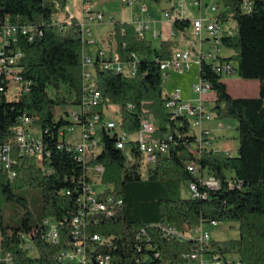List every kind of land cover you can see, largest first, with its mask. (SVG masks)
Instances as JSON below:
<instances>
[{"label": "trees", "instance_id": "obj_1", "mask_svg": "<svg viewBox=\"0 0 264 264\" xmlns=\"http://www.w3.org/2000/svg\"><path fill=\"white\" fill-rule=\"evenodd\" d=\"M221 1L226 9L218 12L220 21L229 17L235 21L233 32L222 33L223 45L233 51L225 59H237L235 70L241 78L260 81L258 96L235 97L213 62L204 60L199 64L200 77L211 82L217 94L218 117L238 121L237 155L212 149L209 144L203 147L199 158L194 157L189 145L196 144V136L191 132L189 120L183 116L179 123H170L185 135L148 165L144 163L138 140L130 135L137 134L141 128L145 108L153 111L159 126L157 136L168 129L164 123L169 120L166 108L169 95L164 94L160 59L170 58L178 41L163 39L156 49L152 41L137 31L135 23L113 22L106 46L110 54L117 51L123 62L131 60L133 52L137 53V70L134 73L119 71L107 65V56L91 54L95 60L90 68L101 91L100 102L93 109L101 114L100 141L99 151L97 148L89 151L87 161L83 162L66 148L68 143L61 138L64 126L71 122L64 116L57 118L55 113L59 106L80 105L82 101L83 55L90 45L83 41L79 21L57 19L58 13L67 12V0H0V28L6 22L18 26L17 38L11 47L21 52L15 65L23 80L29 82L27 90H17V98L9 101L6 96L9 81L0 75V144H12L13 169L17 171V176L11 177L10 171L0 165V246L4 256L11 254L14 264H78L61 262L57 255L70 247L71 212L78 208L83 182L93 180L87 175L86 166L102 165L101 183L106 188L100 195L121 197L123 203L112 216L104 213L90 216L85 231L109 239V243L97 248L113 256L110 264L179 263L182 253L193 250L197 242L164 239L152 224L169 222L189 232L199 226L202 219L239 223L238 238L221 244L212 240L210 244L217 245V251L225 258L227 253L238 254V260L232 264H264V0ZM217 7L219 9V5ZM169 10L175 11V8ZM24 26L31 27L29 32H22ZM190 26V18L176 16L173 20L174 31L183 32L185 38ZM64 86L72 97L64 93ZM113 104L119 106L121 131L117 130V125L113 130L103 125L106 111ZM24 113L37 116L32 128L36 125L41 128L45 150L50 153L47 160L50 171L32 157L19 154L12 127ZM124 131L129 136L122 148L118 140ZM192 160H196L203 175L206 171L217 176L222 181L221 187L204 188L206 197L184 196L185 182L200 181L186 168V163ZM231 180L236 183L234 187L229 184ZM18 187L42 189L39 218H32L28 200L15 192ZM10 201L24 205L21 215L11 214ZM65 216L69 220H65ZM47 217L63 221L59 224L60 238L56 243L41 236L47 229L44 224ZM142 229H146V234H141ZM23 233L31 235L37 255L30 254ZM149 238L160 252L159 258H147L154 251L147 245ZM0 264L6 263L0 261Z\"/></svg>", "mask_w": 264, "mask_h": 264}, {"label": "built area", "instance_id": "obj_2", "mask_svg": "<svg viewBox=\"0 0 264 264\" xmlns=\"http://www.w3.org/2000/svg\"><path fill=\"white\" fill-rule=\"evenodd\" d=\"M135 1L141 0H122L123 3L131 4ZM187 0H175V10L182 11L183 6ZM189 5L192 7H198L200 10L212 11L216 13L214 17H203L200 15L191 20V26L189 31V40L185 47L177 46L173 49L172 56L168 59H160L161 68L163 70H183L187 69L192 62L200 64L202 61H210L214 63V68L221 74H230L235 71V65L233 61L226 60L221 57L222 42V28L220 19L218 18L217 5L210 6L209 3L204 0H190ZM83 16L80 18L79 23L82 28L83 41L87 45L97 43L93 36V30L91 23L102 22L104 20V12L96 8V0H84L83 2ZM142 14L150 17L148 7L144 4L141 7ZM165 16L171 18V10L165 12ZM148 19L140 17L139 14L135 16L134 23L137 31L141 35H145L146 30H150L148 25ZM115 21V20H114ZM31 29L30 26L22 27V32L27 33ZM18 26L4 23L0 28V75L4 76L9 82L17 84L18 90H27L29 82L23 80L22 75L19 73V68L16 66V62L21 55L19 50L11 47L12 41L16 40L18 33ZM154 37L159 36L158 30L154 31ZM210 47L206 50L205 46ZM98 56L101 58H109L107 65L116 68L119 71H125L127 73H134L137 70V60L139 55L135 52L132 53V59L129 61H121L120 55L117 51H112L111 54L108 48H99ZM195 53V58L193 57ZM111 56V57H110ZM111 58V59H110ZM95 57L91 54L83 55V96L79 110L73 109L70 112L73 121L81 124L82 130L80 140L76 143H68L66 148L69 151H74L77 158L80 161H87V154L89 151L96 149L100 138L98 131L101 126V114L93 112V109L99 104L101 99V91L97 82L93 79V72L90 66L93 65ZM127 66L129 69H127ZM200 82L192 85L193 91L200 96L198 104H193L191 101L183 99L182 92L177 89L172 95H169L166 102V108L169 115V122L179 123L181 117L188 119V116L192 117L189 120L190 128H198V132L192 133L196 136V148L189 145V150L194 157L199 158L202 154L204 146L211 144L209 134L210 131L204 128L203 122L205 119H210L213 115L208 112L204 103V95L208 94L213 89L211 82L200 77ZM129 107H134L133 104H129ZM145 110V109H144ZM143 110V111H144ZM37 116L24 113L19 117L18 123L12 127L14 141L18 145V151L21 156L32 157L35 162L41 167L50 171L47 164L50 153L45 150V145L41 136H35L32 132V126L35 124ZM171 123L167 130L162 133V136H157L159 126L155 124V118L151 116H143L141 121V128L137 133V140L139 149L143 153L146 164L154 163L157 160L159 153L164 154L169 151L171 143L176 139H181L185 133L177 127H172ZM103 125L110 130H113L116 123L112 120H105ZM71 127V126H70ZM72 128V127H71ZM192 131V129H191ZM63 134V133H62ZM128 133L122 132L120 140H118V146L124 147L126 140L128 139ZM62 147L63 145L60 144ZM12 144L5 143L0 144V165L10 171L11 177L17 176V171L13 169L12 160ZM232 155L230 152H227ZM131 157V156H130ZM187 170L194 176L199 177L200 181L190 180L188 187L193 197H206L207 191L204 188L219 189L222 185V181L212 173L202 174L196 160H192L186 163ZM87 175H91L90 171L94 174H101L104 171L102 165H87ZM92 176V175H91ZM94 179L90 182L84 181L82 184V190L78 196V208L71 212V241L70 247L62 250L57 259L61 262H74L78 264H110L113 261V256L110 253L98 250V245L109 243L107 237L102 236L99 233H88L86 228L89 223V218L92 215L104 213L107 216H112L116 213L117 208L123 203L121 197L108 194L101 196L93 185ZM231 187L235 186V181L229 182ZM238 186L240 184H237ZM65 220H69L67 216ZM63 221H57L52 217L44 219V224L47 226L41 236L50 242H58L60 238L59 224ZM206 222L202 219L199 226L192 227L189 232L181 231L175 224L169 222L153 223V227L157 228L160 235L167 240H188L193 239L197 242V246L188 252H183L181 257L182 261L174 264H206V254H211L212 264H232L234 261L227 260L222 254H220L214 246H211V234L204 226ZM212 225H217V220L210 221ZM141 234H146V229L141 230ZM22 236L27 241L31 239L30 234L23 233ZM1 239V238H0ZM147 245L154 248L152 254H148L147 258H159L160 252L150 242ZM141 250L140 245H137ZM0 261H4L6 264H14L11 254L4 256L0 246Z\"/></svg>", "mask_w": 264, "mask_h": 264}, {"label": "rangeland", "instance_id": "obj_3", "mask_svg": "<svg viewBox=\"0 0 264 264\" xmlns=\"http://www.w3.org/2000/svg\"><path fill=\"white\" fill-rule=\"evenodd\" d=\"M175 0H142L135 1L131 4L123 3L122 0H96V8L104 12V20L101 23L93 22L91 23V28L94 33V37L96 38L97 43L92 44V52H95L102 47H105L109 41V37L113 31V22L115 20L119 21H129L135 15L139 14L141 19H148L146 14H142L140 6L146 5L151 14L148 20V25L150 26V30L145 31V37L147 40L152 41L154 43V47L159 49L161 41L169 37V31L171 30V22L165 16L166 10L174 7ZM204 2L212 5H219V11H224L226 9L224 1L219 0H204ZM188 5H184L183 15L186 18H194L199 14L200 9L198 7H191L190 9L187 7ZM135 8V11H134ZM217 12V13H218ZM174 16L178 15V12L174 11ZM231 14V13H230ZM203 17H214L216 13L209 11V13L203 12ZM230 16V15H229ZM222 33L224 31L233 32V27L235 26V21L229 17L227 20L220 21ZM159 30L162 31L163 34L161 36L154 37V31ZM96 33V34H95ZM181 47H185L181 45ZM206 50H209L210 47L208 45L205 46ZM224 46H222L223 48ZM222 50V49H221ZM195 53H193V57H195ZM235 67L238 65L237 59H232ZM127 69L129 67L127 66ZM200 65L192 62L187 69L183 70H163V90L164 94L172 95L177 89H180L185 97H183L186 101H191L193 104H198L200 101V96L193 91L192 85L200 82V74H199ZM240 78L238 71L235 70L230 74H224L222 80L229 84V91L231 94L234 93H243L245 91L250 92L253 88L249 87V85L241 84L238 80ZM64 93L72 97V94L69 92L67 86L63 87ZM17 84L11 83L9 90L6 93L7 99L9 101L16 99L17 93ZM182 95V96H183ZM216 92L215 90H210L208 94L209 98H204V103L208 112L212 113V117L210 119H205L203 122L204 128L210 131L209 138L211 144L210 148L215 150L226 149L225 151L233 152V155H237L238 147H239V138H238V121L232 117H223L219 118L217 110L215 109V98ZM204 97V96H203ZM212 97V98H211ZM214 97V98H213ZM73 109L79 110V105H73L71 103L64 104L55 109L56 117L60 118L64 116L67 120L71 122V124H66L64 126L63 134H61V138H63L67 143H76L80 140L81 135V124L73 121L72 117L69 115ZM145 116H151L155 118L153 115V111L145 108L144 110ZM106 120H112L117 125V130H120L119 121H120V111L119 106L113 104L106 111ZM189 120H192L191 116H188ZM169 121L164 123L165 126H169ZM155 124L158 123L155 120ZM72 128H71V127ZM101 127V126H99ZM191 132H198V128L191 127ZM121 131V130H120ZM32 132L35 136L41 135V128L39 125H36L32 128ZM99 135V134H98ZM130 138L137 139V134H131ZM193 148H196V144L193 143ZM99 151V148L96 149ZM145 163V162H144ZM148 164V165H152ZM147 170L146 166H144V171ZM94 182V188L98 192H103L105 190V186L101 183V174H94L93 171H90ZM206 174V171H205ZM227 174H231V171H227ZM183 195L189 197L191 192L188 187V183L185 182L182 187ZM17 195L26 198L29 203L30 211L33 219H37L42 215V189L40 187H18L15 189ZM8 209L10 210L13 216L21 215L25 210L24 205L20 201H10L8 203ZM205 228L210 231L211 239L216 243H223L233 238H238L240 235L239 232V223L236 221H221L217 225H212L210 222H206L204 224ZM27 246H29L30 254L37 255L38 249L36 245L33 243L31 239H27ZM33 245V246H32ZM217 248V245L214 246V249ZM226 259L230 261H237L238 254L236 253H227ZM206 264H212V256L211 254H206L205 257Z\"/></svg>", "mask_w": 264, "mask_h": 264}, {"label": "crops", "instance_id": "obj_4", "mask_svg": "<svg viewBox=\"0 0 264 264\" xmlns=\"http://www.w3.org/2000/svg\"><path fill=\"white\" fill-rule=\"evenodd\" d=\"M142 1V0H141ZM189 1L190 0H187V2H186V4L185 5H188L187 7L190 9L192 6L191 5H189ZM83 2H84V0H67V3H68V6H67V12H61V13H58V15H57V19L58 20H65V19H71V18H74L75 20H77V21H79L80 20V18L83 16V11H82V8H83ZM142 6H140V8H141ZM185 8V7H184ZM184 8L182 9V11H177L178 12V15H175L174 16V11H171V13H172V17L171 18H168L167 17V19L168 20H170V22H171V30L169 31V37H166V38H164V39H175V40H177L178 41V45L177 46H180V45H187V42H188V38H189V36L187 37V38H185L184 36H183V32H177V31H174V29H173V20H174V18L176 17V16H184L183 15V12H184ZM167 10H169V8L167 9ZM166 10V11H167ZM134 11H135V8H134ZM206 12V13H209V11L207 12L206 10H200L199 11V14L197 15V16H195L194 18H196V17H198V16H200V15H202L203 14V12ZM212 12V11H211ZM136 16V15H135ZM135 16L131 19V20H129L130 22H133L134 23V20H135ZM150 16H151V14H150ZM185 17V16H184ZM194 18H191V20L192 19H194ZM150 19V18H149ZM148 19V20H149ZM115 20V19H114ZM103 22V21H102ZM99 23H101V22H99ZM189 31H190V28H189V30H188V32H187V34L189 35ZM158 32H159V36H161L162 34H163V32L162 31H159L158 30ZM96 34V33H95ZM93 36H94V33H93ZM95 39L97 38V37H94ZM107 47V46H106ZM86 51H87V53H90V54H92V55H95V54H93V52H92V46L90 45V46H88L87 47V49H86ZM97 52V51H96ZM95 52V53H96ZM233 54V51L232 50H230V49H228L226 46H224L223 48H222V50H221V57L222 58H226V57H230L231 55ZM195 58V57H194ZM239 81H240V83L241 84H246V85H249V87H252L253 89L250 91V92H247V91H245V92H243V93H234V94H231V95H233V96H235V97H239V96H242V97H256V96H258L259 95V93H260V81L259 80H246V79H243V78H239L238 79ZM225 83L227 84V86H228V91H231L230 90V88H229V84L225 81ZM182 95H183V93H182ZM183 97H185L184 95H183ZM217 97V94L215 95V98ZM204 98H209L208 96H205L204 95ZM212 98V97H211ZM214 98V97H213ZM223 151H225L226 149H222ZM225 152H227V151H225ZM231 154L233 155V152L231 151Z\"/></svg>", "mask_w": 264, "mask_h": 264}]
</instances>
